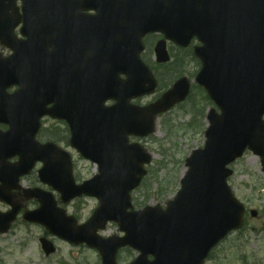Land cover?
<instances>
[{
    "label": "water",
    "instance_id": "95a60500",
    "mask_svg": "<svg viewBox=\"0 0 264 264\" xmlns=\"http://www.w3.org/2000/svg\"><path fill=\"white\" fill-rule=\"evenodd\" d=\"M5 1L0 0V36L8 31L11 19V29L17 23L10 17V11L3 9ZM132 1L138 27L134 25L130 38L128 51L132 54L123 60L124 64H130H114L120 68L114 70V98L118 100L114 105V188L111 170L104 168L98 176L78 186L72 176L69 182L59 185L51 181L66 196L64 201L83 193L98 196L100 205L94 215L78 226L74 217L57 207L53 197L35 189L29 196L37 197L41 206L26 212L24 219L40 222L70 242H85L96 248L103 264H117L118 251L125 246L140 251L131 264H204L218 241L243 225L244 207L228 186L227 178L233 171L227 165L249 147L262 157L264 167V0H185L183 10L191 11L188 20L172 19L167 26L164 25L167 14L162 12L159 0ZM171 3L175 5V0ZM98 17L102 19L101 12ZM156 29L178 33L185 43L194 35L202 40L204 45L197 48V55L203 67L197 80L208 89L221 113L213 109L208 115L210 126L205 147L193 151L188 158L182 188L167 208L147 206L128 211L132 207L130 192L147 172L144 163L151 160L138 143L128 144V135L153 132L155 115L183 100L189 90L184 78L154 105L140 107L129 102L132 96L148 89L144 88L145 83L153 81L140 52L142 36ZM51 35L54 43H61L65 33L52 28ZM157 52L159 60L167 59L163 43H159ZM119 71L127 78H120ZM8 79L0 80V121L11 128L0 134L3 140L0 148L32 157L25 163V172L35 158L44 159L47 155V147L39 145L34 136L39 118L48 112L46 105L53 101L52 92L40 85ZM13 83H20L21 91L9 96L5 88ZM111 117L112 113L106 117L102 114L98 124L111 129ZM92 149H86V155L93 159L100 152L106 155L110 151L105 144L99 152ZM5 179L6 176H0V181ZM11 187L0 185V198L13 207L7 213L0 212V232L9 230L20 211V206L10 197ZM109 220L118 223L125 232L123 237L98 235V229ZM41 242L47 255L55 252L51 241L41 238Z\"/></svg>",
    "mask_w": 264,
    "mask_h": 264
},
{
    "label": "rangeland",
    "instance_id": "374dc122",
    "mask_svg": "<svg viewBox=\"0 0 264 264\" xmlns=\"http://www.w3.org/2000/svg\"><path fill=\"white\" fill-rule=\"evenodd\" d=\"M149 59L154 61L152 55ZM183 66L184 74L191 72L189 77L194 83L197 61L192 57L185 58ZM192 95V100H187L160 116L154 134L145 139L133 138L134 141H140L153 155L152 163L148 165V174L133 192V204L136 209L148 204L165 207L180 188V181L186 170V158L193 149L202 147L205 143L208 104L199 89L194 88ZM79 159L77 158V161ZM77 164L81 180L96 172L94 165L89 161L81 159ZM231 167L234 174L230 177L229 184L248 210L246 224L213 251L207 264H264V172L261 160L248 151ZM24 183L25 186H30L38 184V181L32 176L24 180ZM29 206L37 207V203L30 202ZM96 206V199L82 198L68 207V210L77 211L80 220L86 221ZM6 209V204L0 202V210ZM251 209L258 210V215L252 216ZM102 233L111 236L120 234V231L117 224L112 223ZM42 236L54 242L57 252L46 256L40 243ZM136 255L132 249H123L118 256V264H129ZM40 263L101 264V258L96 250L58 239L48 234L44 226L25 222L20 217L9 232L0 233V264Z\"/></svg>",
    "mask_w": 264,
    "mask_h": 264
},
{
    "label": "flooded vegetation",
    "instance_id": "af4514ba",
    "mask_svg": "<svg viewBox=\"0 0 264 264\" xmlns=\"http://www.w3.org/2000/svg\"><path fill=\"white\" fill-rule=\"evenodd\" d=\"M91 13L93 12L91 11ZM161 39H164V35L161 33L147 34L144 37L145 51L142 53L143 59L151 67L158 80L160 90L165 88H163L164 83L173 84L176 80L186 75L184 74L185 66H183V60L185 58L189 59V57L193 58V56H189L192 55L191 51L193 49V42L191 46L184 47L173 41H167L166 46L169 53V59L164 62H159L157 60L155 46ZM65 48L69 57L66 61V67L69 70L84 72V70H97L102 68L103 59L99 57L97 45L94 44L93 39L89 36L81 39L79 42L76 40H70L65 44ZM72 54L75 55V59L70 58ZM151 55L154 58L153 62L149 59ZM183 55H185L184 59ZM197 69L198 67L196 68V71ZM190 73H188V77ZM109 104H114V100L110 101ZM47 121L49 123L45 125L43 133L48 139L64 144L69 139L70 135L68 123L51 118H47Z\"/></svg>",
    "mask_w": 264,
    "mask_h": 264
}]
</instances>
